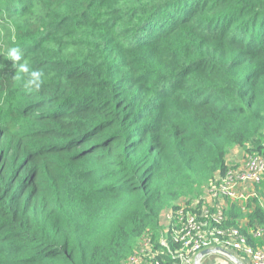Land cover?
Segmentation results:
<instances>
[{"label":"trees","instance_id":"trees-1","mask_svg":"<svg viewBox=\"0 0 264 264\" xmlns=\"http://www.w3.org/2000/svg\"><path fill=\"white\" fill-rule=\"evenodd\" d=\"M232 148L264 157V0H0V264H179L163 213L216 211ZM255 193L221 207L252 245Z\"/></svg>","mask_w":264,"mask_h":264},{"label":"built area","instance_id":"built-area-1","mask_svg":"<svg viewBox=\"0 0 264 264\" xmlns=\"http://www.w3.org/2000/svg\"><path fill=\"white\" fill-rule=\"evenodd\" d=\"M263 176L264 157H248L245 164L230 169L217 184L212 183L209 189L206 188V199L216 203V211L208 207L198 209V202L195 201L189 208L182 205L175 211L165 212V223L162 224L164 234L159 240L160 246L167 250L172 259L178 260L179 264L192 253L209 245L223 246L247 258L250 264H264V226L249 232L255 243L252 245L241 228L223 226L221 211L224 198L241 202L255 196V185L260 183ZM260 205L264 207V204ZM257 238L261 242H257ZM169 244H178L180 247L171 250ZM137 247V252L124 264H160L155 260L158 253L149 238H142Z\"/></svg>","mask_w":264,"mask_h":264},{"label":"water","instance_id":"water-1","mask_svg":"<svg viewBox=\"0 0 264 264\" xmlns=\"http://www.w3.org/2000/svg\"><path fill=\"white\" fill-rule=\"evenodd\" d=\"M181 264H250V262L223 246L209 245L192 253Z\"/></svg>","mask_w":264,"mask_h":264},{"label":"clouds","instance_id":"clouds-1","mask_svg":"<svg viewBox=\"0 0 264 264\" xmlns=\"http://www.w3.org/2000/svg\"><path fill=\"white\" fill-rule=\"evenodd\" d=\"M7 55L17 66L20 78L23 80V86L29 90L39 91L45 83L44 73L39 69L30 66V64L24 60L19 47H10Z\"/></svg>","mask_w":264,"mask_h":264},{"label":"rangeland","instance_id":"rangeland-1","mask_svg":"<svg viewBox=\"0 0 264 264\" xmlns=\"http://www.w3.org/2000/svg\"><path fill=\"white\" fill-rule=\"evenodd\" d=\"M227 161H228V164L230 166L238 168L241 165L245 164L247 159L243 158V153H242L241 149L232 148L231 151L229 152L228 156H227ZM216 180H218V177H216ZM207 196L208 195H207V189H206V190H204V194H203L202 198H204V197L206 198ZM163 223H165V212L163 213V216H162V224Z\"/></svg>","mask_w":264,"mask_h":264},{"label":"bare ground","instance_id":"bare-ground-1","mask_svg":"<svg viewBox=\"0 0 264 264\" xmlns=\"http://www.w3.org/2000/svg\"><path fill=\"white\" fill-rule=\"evenodd\" d=\"M204 200H205V202L207 203V205H209V206H212L213 205V203L212 202H210V201H208L206 198H203ZM222 211V210H221ZM258 239V238H257Z\"/></svg>","mask_w":264,"mask_h":264},{"label":"crops","instance_id":"crops-1","mask_svg":"<svg viewBox=\"0 0 264 264\" xmlns=\"http://www.w3.org/2000/svg\"><path fill=\"white\" fill-rule=\"evenodd\" d=\"M243 257V256H242Z\"/></svg>","mask_w":264,"mask_h":264}]
</instances>
